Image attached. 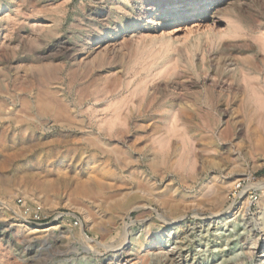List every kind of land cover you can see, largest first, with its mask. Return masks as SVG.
I'll return each mask as SVG.
<instances>
[{
	"label": "rangeland",
	"instance_id": "obj_1",
	"mask_svg": "<svg viewBox=\"0 0 264 264\" xmlns=\"http://www.w3.org/2000/svg\"><path fill=\"white\" fill-rule=\"evenodd\" d=\"M140 1L0 0V264H176L166 258L170 241L116 258L110 247L123 232L96 227L101 200L118 190L127 207L148 208L125 220L142 243L163 229L159 216H171L164 202L173 186L188 200L186 227L195 212L216 209L193 203L211 176L227 182L224 205L246 190V217L257 221L240 244L258 249L244 248L235 264H260L264 147L250 119L264 112V0H193L170 16L140 15ZM108 144L120 153L107 154ZM105 166L112 173L100 177L113 188L79 189ZM135 179L154 184L157 198H135ZM39 204L81 222L20 217ZM159 252L165 258L155 262Z\"/></svg>",
	"mask_w": 264,
	"mask_h": 264
},
{
	"label": "bare ground",
	"instance_id": "obj_2",
	"mask_svg": "<svg viewBox=\"0 0 264 264\" xmlns=\"http://www.w3.org/2000/svg\"><path fill=\"white\" fill-rule=\"evenodd\" d=\"M191 1L193 0H178V1L177 0H141L139 4H136V5H137L138 13L140 15H144L146 13L149 14L150 12L155 11L156 15L158 16H160L161 14L170 16L171 14L174 15L177 12H180L184 7L190 5ZM250 85H252V83ZM256 96L258 97V94ZM260 107H262V105ZM250 124L253 130V133L251 135L252 140L260 142L262 147H264V112L262 113L259 111L255 112L254 116H252L250 119ZM165 146H162V147H165ZM118 151L116 147L113 146L112 144H108L107 148L105 149V152L109 155L115 154ZM113 157L115 156L113 155ZM186 158H188V155ZM186 158H184L185 163H187ZM117 163L121 165L122 167H125V168L126 166L129 167L128 163L125 162V160H123V162L121 160H118ZM180 163L182 165V162ZM185 163L183 162V164ZM188 164L190 165V162ZM193 167H194V164L192 165V168ZM132 169H135V168H132ZM94 172H95V169H94ZM111 173H112V170L109 167L106 168L105 166L104 168L100 169L98 173L90 174L92 175L90 178L91 180L89 179L90 181L87 180V182L82 183L79 189L83 192L99 193V194L102 193V191H104L105 189H108V188L111 189L113 188V186H110L107 182H105V180L103 181L101 178ZM187 178L188 179L186 180V183L188 181L190 182L191 185H193L196 178L192 175H189ZM207 179L208 180L205 181L206 183L201 184V185H207L206 192H207V188L209 189L208 192L204 193L203 191V193L199 195L197 200L196 198L194 199L196 201H194L193 203L196 202L200 206H209V207L215 206V208L216 206L218 207L212 210L211 212L207 213L206 216H203V217L200 216V213L195 212L194 216L197 217L195 218L196 221L195 220L192 221L189 227L185 226L186 215L184 214V210L188 206L187 205L188 200L185 201L186 198L183 199L180 195H177L180 192L175 190L174 186L169 189L170 193L172 194L170 195L172 199L170 198L169 200H166L164 202L169 208L171 212V216L169 217H166L164 215L159 216L158 222H161L164 225L163 229L160 232H158L156 229L155 232L149 233L148 235L150 236L154 235V237L148 238L145 242L140 243L141 239L137 233L128 236V233L130 230H128V228L126 227L127 223L125 220L131 217V213L133 210H144L148 208H146L145 205L141 206L139 204H135L130 207H127L126 206L127 203L125 201L126 198L125 199L118 198V196L121 197L120 193L117 192L118 190L111 191V192L108 191L104 193L105 197L101 200L102 204L100 208V214H103V216L100 218V221H94V224L96 225L98 229H103V231H105L107 235L117 230H120L123 232L122 233L123 238L119 240L115 246L110 247V249L114 252V255L116 258L120 257L124 253L127 254L129 257H133L135 255L142 253L145 250L155 248L159 245H162L163 243L164 244L167 243V241L168 242L170 241V248L169 250L167 249L168 251L166 252L167 254L166 258L167 256H169L172 263L173 262L176 264H183L184 262H186V264H235V263H240L248 256L247 255L248 252L249 254H254L255 251L258 249V247L256 246L257 243H254V246L252 247H245L244 245L240 244L242 239L246 240L249 236L248 232L246 231L247 229L246 225H248L249 223H252V224L254 222L256 223L257 221V218L246 217V215L248 214V213L246 214V212L249 210V206H250L249 199L244 200L245 198H247V192L246 190L242 191L239 195L235 197V199L231 203H229L228 205H224L225 199H226V197L224 196V193H225L227 182L222 179L220 181L219 180L220 178H218V176L207 177ZM198 181L199 180H197L196 183ZM137 182H138L137 188H136L137 191L133 193L135 198L146 200V201L149 195L157 198V195H156L157 189L154 186V184L148 183L147 181H144L142 179H140ZM196 183L194 185H196ZM209 183H212V185L208 186ZM255 186L259 187V189L261 190H264V182L255 183ZM125 194H128V193H125ZM261 200L263 201H261L260 210L258 211L260 216L264 215V196L261 197ZM240 209H243L245 214L240 215L239 214ZM56 212L57 211H55V213ZM63 216L64 215L61 212H57L56 216L52 219V221H57ZM20 217L22 219L23 218L25 219L26 217V221H27V216H20ZM86 217L87 218L89 217L88 214H86ZM237 219H239L240 222H237L236 221ZM120 221L124 222L125 225L120 226ZM259 224L261 226L259 227L257 235H260V236L256 237V239H260V238L263 239L264 237V218L262 221H260ZM155 225H157L156 221H152L150 223V227H154V229L156 227ZM80 226H82V223ZM34 231H39V230H34ZM77 233L83 239H87V234L84 232L82 228H80V230H78ZM165 235L169 236V240H166V241L163 240V238H165L163 236ZM197 238L200 240V243L197 245V247H194L193 250H191L187 245H185V242L187 240L194 241ZM133 243H134V247H131V244ZM244 248H249L248 249L249 251L246 253L244 251ZM261 248H262V251L258 255L257 260L260 262V264H264V245H262ZM162 253L161 252L152 253L153 255L151 257L152 260H155V262L159 261L164 256ZM192 254H195V256L191 260L190 257ZM123 263L111 262V264H123Z\"/></svg>",
	"mask_w": 264,
	"mask_h": 264
},
{
	"label": "built area",
	"instance_id": "obj_3",
	"mask_svg": "<svg viewBox=\"0 0 264 264\" xmlns=\"http://www.w3.org/2000/svg\"><path fill=\"white\" fill-rule=\"evenodd\" d=\"M19 203H23L22 200H18ZM22 212L27 215V217L31 220H34L35 222H43L45 220H48L49 218H54L57 214V212H61L64 216L60 218L59 220H66L69 218H72V221L74 225H79L81 222V219L78 215L75 213H67L65 211H57L56 213L46 215L45 214V209L39 204L35 206H29V205H24L22 208ZM53 216V217H52ZM31 222V221H30Z\"/></svg>",
	"mask_w": 264,
	"mask_h": 264
}]
</instances>
